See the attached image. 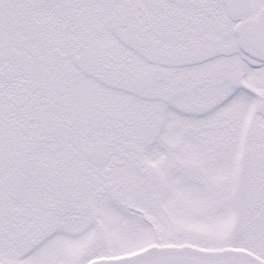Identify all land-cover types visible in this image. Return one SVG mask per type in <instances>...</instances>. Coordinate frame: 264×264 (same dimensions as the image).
Segmentation results:
<instances>
[{
    "label": "snow or ice",
    "instance_id": "6c2138e0",
    "mask_svg": "<svg viewBox=\"0 0 264 264\" xmlns=\"http://www.w3.org/2000/svg\"><path fill=\"white\" fill-rule=\"evenodd\" d=\"M0 264H264V0H0Z\"/></svg>",
    "mask_w": 264,
    "mask_h": 264
}]
</instances>
